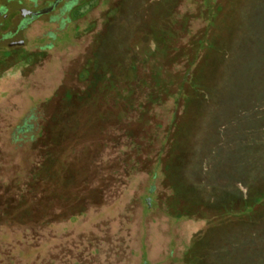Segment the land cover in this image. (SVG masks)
Returning a JSON list of instances; mask_svg holds the SVG:
<instances>
[{
  "label": "rangeland",
  "instance_id": "374dc122",
  "mask_svg": "<svg viewBox=\"0 0 264 264\" xmlns=\"http://www.w3.org/2000/svg\"><path fill=\"white\" fill-rule=\"evenodd\" d=\"M66 1L0 48V201L44 162L53 225L67 224L70 234L51 242L54 256L64 245L82 253L79 264L261 260L262 252L249 251L264 244V225L231 212L245 198L238 189L232 200L225 172L256 178L264 169V97L197 100L185 81L215 60L221 46L212 38L225 43L231 29L264 16V0ZM250 30L264 35V20ZM151 34L159 46L147 42ZM145 45L160 54L137 64L138 81L99 86L92 104L79 103L94 89L81 78L94 51L116 66ZM223 73L230 83L227 71L215 79ZM67 95L73 106L63 112ZM242 118L250 122L246 135ZM254 210L262 215L264 205Z\"/></svg>",
  "mask_w": 264,
  "mask_h": 264
},
{
  "label": "trees",
  "instance_id": "16d2710c",
  "mask_svg": "<svg viewBox=\"0 0 264 264\" xmlns=\"http://www.w3.org/2000/svg\"><path fill=\"white\" fill-rule=\"evenodd\" d=\"M118 14L119 12H116L113 16L116 18ZM252 20H248L249 22L247 25L246 19L244 23L242 22L239 29H231L230 32L234 30V35L232 39L226 40L225 43L227 44L221 40L218 41L219 38H212L210 43L211 46L212 44L213 46L216 44L221 46L218 49L213 48V50L216 51L213 53L215 60H209L210 62L208 61L194 79H187V81H185L186 84L188 83L189 90H192L193 96H195L197 100L211 99L208 97L211 94H214V96L220 95V98L227 97L228 100L241 96L254 100L263 99L264 35L254 36L250 29H254L256 24L259 25V23L264 20V16L260 15V18L256 17ZM232 25L231 23L229 26ZM106 40L107 36H104L101 43ZM147 42L159 46L156 34L149 35ZM159 54L160 51L158 47L152 50L151 47L149 48L145 45L144 48L136 51L130 58H127L126 61H119L118 64L114 66L112 63H107V61L102 58V53L97 49L89 59V63L85 66L81 75V78H85L87 81L91 79L89 85L94 89L92 91V88H90L92 93L89 92L83 97L79 96L77 100L80 104H84L85 101H87L88 104H92L94 101L93 94L96 93L99 86H101L103 90L105 88L110 90L114 89L112 87L115 86L119 80L123 81V83L134 79L138 81L139 77L136 76L137 64L145 61L147 62L157 57ZM217 70L219 72L227 71L228 74L225 73L226 76L232 73L230 83H227V78L224 77V73L221 74V76H216L215 79V75H218ZM154 73V78L156 80L155 87L157 88L161 85L159 81L161 72L156 70ZM241 74L243 76L240 80L243 82L237 84L239 81L238 75L240 76ZM185 79L186 78H184V80ZM63 102L64 105L61 108L63 112L71 109L73 106L72 95L65 96ZM243 118H246L245 120L247 122L249 121L248 115ZM243 118L241 127L244 128V135H246L249 132L248 128L250 122H245ZM252 121L254 123H252ZM252 121L250 128H255L258 123H256L254 119H252ZM250 133L253 134L252 131ZM32 170V175H30L26 181H16V188L20 190L16 193H7L2 197L4 200L2 199V201H0V264H54V261L58 264H79L82 253L67 252L65 251L64 245H59V248L56 249L58 253L55 256L52 254L54 250H51V242L58 238L64 239L70 236L66 228L68 225H57L56 228L54 227L55 225H53L50 202L45 198V186L50 182L49 180L52 177L48 163L42 162L34 165ZM225 174L228 179L231 180V183H233L231 184L230 190L228 189V192L233 197L232 200L235 199L236 196H239V190L241 193L243 191V197L245 198L242 208L237 212H231H235L240 220L241 216H245L247 222H262L264 225V212L262 215H258L254 210V206L256 205H264V169L258 173L256 178L252 177L250 173H247L245 169H243L241 173H233L230 170L225 172ZM249 178H252L253 181L249 182ZM236 182L237 188H235ZM0 186L4 187V185L1 184ZM241 187H243V190ZM75 220L76 217L72 215L68 219L69 224L73 225ZM232 221L234 222V220ZM250 227H253V225H250ZM256 232L257 231L252 230L251 236L258 237ZM77 238H79V235H77ZM77 244L78 248L83 244L82 237ZM88 245L89 243H87V247L83 250L87 251ZM256 247L258 250L253 251V249L249 252L251 254L253 252L254 254L262 252L263 258H261V260L248 259L243 264H264V244L256 243ZM243 251L245 252L244 247ZM80 252H83L82 249ZM233 257L234 256L231 257V264H241L240 259L233 262ZM208 264L211 263L208 261Z\"/></svg>",
  "mask_w": 264,
  "mask_h": 264
},
{
  "label": "flooded vegetation",
  "instance_id": "af4514ba",
  "mask_svg": "<svg viewBox=\"0 0 264 264\" xmlns=\"http://www.w3.org/2000/svg\"><path fill=\"white\" fill-rule=\"evenodd\" d=\"M52 1L54 2L55 0H29V3L25 2L24 0H0V17H2L0 20V34L7 33L15 23L22 19L25 14L24 10L38 8L43 4ZM68 5L69 4L67 1L63 0V3L59 5L53 12L47 16H42L38 20L52 19L56 11L61 10ZM7 46H10V44L1 45L0 48H5Z\"/></svg>",
  "mask_w": 264,
  "mask_h": 264
},
{
  "label": "water",
  "instance_id": "95a60500",
  "mask_svg": "<svg viewBox=\"0 0 264 264\" xmlns=\"http://www.w3.org/2000/svg\"><path fill=\"white\" fill-rule=\"evenodd\" d=\"M63 3V0H55L54 2H48L38 8L31 10H24L25 14L14 26L7 32L0 34V46L6 44H14L20 40L23 36L24 30L33 22L40 19L42 16H47L53 12L59 5ZM2 17H0V20ZM12 41V42H10ZM146 264V263H145Z\"/></svg>",
  "mask_w": 264,
  "mask_h": 264
}]
</instances>
